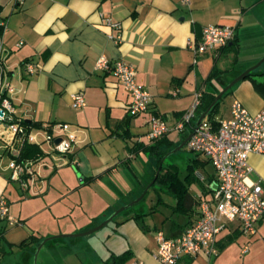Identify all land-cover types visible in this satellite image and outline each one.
I'll use <instances>...</instances> for the list:
<instances>
[{
  "label": "crops",
  "instance_id": "obj_1",
  "mask_svg": "<svg viewBox=\"0 0 264 264\" xmlns=\"http://www.w3.org/2000/svg\"><path fill=\"white\" fill-rule=\"evenodd\" d=\"M104 17L118 22L119 27L105 23ZM2 21L7 23L3 41L11 48L8 64L15 88L12 103L16 115L41 125L33 127L34 130L64 122L70 124L76 134V143L65 162L58 164L50 154V161H45L47 156H44L47 165L42 171L43 190L33 195L44 196L36 200L30 198L29 192H23L19 183L16 186V181L10 178L8 163L2 162L5 154L9 156L5 141L10 134L0 123V201H7L8 216L18 220V223L10 224L7 219L2 223L0 218V260L8 254L14 255V263L23 260L25 254L34 255L46 236L63 232L61 224L68 218L67 215L70 217L67 213L72 204L67 199L69 193L86 183L111 178L139 151H149L151 155L166 147L165 142L158 141L152 142L157 145L152 150L140 146V143H149L144 139L151 116L164 118L170 128L164 137L166 142H177L180 133L173 129L174 125L193 106L196 96L201 94V97L205 92L216 95L224 88L230 80L224 76L236 65L234 53L224 54L215 48L195 56L190 43L200 38L204 26H234L233 40L238 47L236 54L242 47L256 49L247 54L255 59L247 61L238 73L264 56V0H0V23ZM110 36H119V42ZM18 40L23 41L19 47L16 46ZM100 55H105L110 62L124 59L136 67V80L152 97L147 112L134 116L129 114L130 94L113 70L95 68ZM26 62L38 64L39 69L35 73L26 72ZM213 67L221 72L211 78ZM255 77L257 83H264V75ZM256 85L251 78L235 83L229 92L230 102L239 99L248 111L257 112L264 107V86ZM174 90H177L176 95L172 94ZM76 92L83 93L86 103L78 109L71 106V96ZM230 105L225 113H217L216 120L230 116ZM173 133H177V137L173 138ZM151 162L147 170L149 175L154 166H150ZM248 162L251 166L249 177L259 181L264 188V155L252 153ZM77 173L82 176V181ZM211 175H214L213 167L207 175L199 174L204 188H190L195 198L210 199L215 185L211 192H207L206 176ZM44 178L47 180L45 183ZM138 183L143 186L141 179ZM16 201V207L12 208L10 204H16ZM164 202L170 204L174 200L168 195ZM115 203L126 204L119 198H115ZM161 205L154 209L152 206L150 212L139 209L122 216L116 215L112 220L113 226L103 235L105 256L102 263L105 264L103 260L111 253L118 255L129 251L125 264L134 261L160 264L154 256L157 229L167 224L169 231L161 228L171 236L183 231V228L171 227L170 218L174 216L170 207ZM47 208L51 213L46 217L48 221L43 222H49L55 228L44 229L31 222L37 213ZM113 209L114 205H109L97 217V222L106 218ZM137 214L148 215L151 225L136 219L134 216ZM196 216L198 214H194L193 218ZM178 219L181 223L185 222L183 217ZM262 221L264 218L257 225ZM83 228L86 227L77 230ZM31 235L39 238V242L21 246ZM63 237L69 246L70 238L75 236ZM8 245L10 248L6 249ZM18 253L22 254L21 257ZM189 257L212 259L202 253L184 255L176 264H186ZM4 261L13 264L9 260ZM23 262L31 264L30 259Z\"/></svg>",
  "mask_w": 264,
  "mask_h": 264
},
{
  "label": "built area",
  "instance_id": "obj_2",
  "mask_svg": "<svg viewBox=\"0 0 264 264\" xmlns=\"http://www.w3.org/2000/svg\"><path fill=\"white\" fill-rule=\"evenodd\" d=\"M103 19L112 27H119V23L114 22L110 17ZM6 27V21H2L0 23V123L5 125L10 134L5 141V150L10 156L7 167L11 171V180L18 182L23 192L37 195L43 190L41 169L47 163L43 160L44 157L36 160L19 159V143L28 141L37 144L45 155L50 154L54 161L62 164L66 156L72 152L76 143V134L71 125L64 122H56L37 130L32 128L27 131L23 127V119L16 115L12 103L15 88L10 79L11 67L8 64L11 48L3 41V30ZM234 36L235 27L232 25L209 24L202 28L200 38L191 42L190 47L195 56H198L227 45ZM114 40L119 42V36ZM22 44L23 41L18 40L16 46ZM95 68L113 70L118 81L130 94L131 101L128 105L130 115H138L149 110L152 103L151 94L136 80L137 69L133 64L124 59L110 62L105 55H100ZM24 69L28 73H35L39 66L26 62ZM172 94L176 95L177 90ZM200 95L196 96L193 106L184 112L174 125V130L182 132L194 119ZM85 104L82 92L72 94V108L78 109ZM148 125L146 133L148 142L162 138L170 129L166 120L157 115L151 116ZM43 143L48 145V150L43 148ZM186 146L208 158L216 175V184L210 199L201 201L199 217L180 235L167 237L163 231H156L157 248L154 256L160 264H175L184 254L202 253L209 257L216 256L219 253L216 246L217 237L227 223L237 221L242 233L252 235L259 220L264 218V188L259 181L249 177L251 166L248 162V157L252 153L264 155V107L252 113L235 98L230 105V116L220 119L216 126L205 119L192 126ZM0 218L7 219L10 224L18 223L17 219L8 216V203L4 199L0 201ZM132 264H143V262L134 261Z\"/></svg>",
  "mask_w": 264,
  "mask_h": 264
},
{
  "label": "rangeland",
  "instance_id": "obj_3",
  "mask_svg": "<svg viewBox=\"0 0 264 264\" xmlns=\"http://www.w3.org/2000/svg\"><path fill=\"white\" fill-rule=\"evenodd\" d=\"M237 50L238 47H235L234 52H237ZM255 50L256 49L253 47H242L238 54L235 53L234 61L236 65H233V69L230 70L231 72L226 73L224 78L231 80L232 78L239 75L242 72L241 71L238 73L239 69L245 67V63L247 61L255 59L251 55H247L254 52ZM262 57L264 56L257 58V60H255L252 65L257 63ZM224 58L226 57H223V59ZM230 101V93L223 96L218 107V112L225 113L228 110L229 105L232 103ZM172 137H177V133H173ZM144 140L147 141L146 138ZM42 146L48 150L46 143H43ZM174 148H171L166 154H164L161 159L164 162L160 163V165H176L179 172V177L184 178L188 172V163L191 162V159L196 153L190 150L186 145H184L179 150L174 151ZM45 156H47L45 161H50V157L47 154ZM9 159L10 156L5 154L3 156L2 162L6 164L8 163ZM150 161H152L150 165L151 167L152 164H157L158 160L156 153L152 152L150 155L149 151H139L134 157L130 159L129 163H126L127 166L126 164L121 165L120 171L116 172V174L111 176V178L109 177L104 180H97L95 183H86L80 186L79 189L73 190L71 193H69V198H67L70 202H72V204H70L71 209L67 211V213L70 214V217L67 215L66 217L68 218L64 219V222H62L63 224H61L63 232H56L55 234L46 236L45 238H50L55 235H70L92 229L105 220L104 218L97 222V217L100 214H103V211L108 208L109 205H114L115 207L111 213L117 208L123 206L120 205V203H115V198H119L120 201H125L128 203L142 195L141 198L133 205L120 211L117 214L119 216L127 214L131 211H138L139 209L145 212L149 211V209H154L159 197V193L162 194L163 200L168 197V194L160 191V189L158 191L156 188H159L160 184L154 182V180H150V176L147 171ZM211 168V163L207 162L204 166L197 167L195 174L198 177H200L199 174L207 175V172H209ZM44 169L45 167H42L41 176L43 175L42 171ZM154 170L155 167L153 166V172ZM140 179L143 184L148 183L145 188L139 186L138 180ZM43 181L44 183L47 182L46 178H44ZM16 186L18 187V182H16ZM200 187L201 185L198 182L192 183L190 186V188L193 190L197 188L200 189ZM118 189H120L121 192H119ZM29 196H31L30 198L32 199L38 200L44 195L40 194L39 196H33L29 194ZM58 196H60V194H58ZM52 199L55 200L54 198ZM17 203L18 202L16 201V204L13 202L10 205L12 208H15ZM158 206L161 207L162 205L159 204ZM50 213L51 212L49 208L44 209L43 211L37 213V215L31 219V222L37 227L43 226L44 229L55 228V226H51L49 222H43L48 221L46 217H48ZM140 219L145 225L151 223L149 221L148 215H142ZM56 221L58 222L61 220ZM1 222L4 223L6 220L1 219ZM76 222L78 223L77 225ZM237 224V221L229 222L227 223L229 228L227 227L228 229L221 231L216 243L217 249L219 251L217 256L212 257V259H209V261L205 258L202 259L201 257H196L192 259L190 264H264V221L259 224L260 227L256 225V231L252 235H246L242 233L241 230L238 229ZM111 226H113V221H110L107 225L90 234L70 238L71 244L69 246L64 241L65 237L48 239L46 243H44L43 248L40 249L36 255L34 254L31 256L29 254H25L24 259L22 258L23 260H19L18 263H14V255L8 254V256L2 257L0 264H4V260H9L10 263L13 264H23L27 263L23 262L26 259H30L31 264H96L97 261L98 264H103L102 257L105 256V249L102 244L104 237L103 235L105 232H107V230L110 229ZM82 227L86 228H83L81 231L77 230V228ZM162 227L165 232L169 231V225L165 224ZM152 233H154V230H152ZM2 242L3 241L1 240V243ZM9 248V245L8 247L6 246V249ZM21 255V253H18V257H21Z\"/></svg>",
  "mask_w": 264,
  "mask_h": 264
},
{
  "label": "trees",
  "instance_id": "obj_4",
  "mask_svg": "<svg viewBox=\"0 0 264 264\" xmlns=\"http://www.w3.org/2000/svg\"><path fill=\"white\" fill-rule=\"evenodd\" d=\"M235 45H236L235 41L232 40L231 45L227 44L223 47H220L219 50L221 51V53H224V54H228V53H234L235 54L236 53V52H234V49L236 47ZM233 60H235V57ZM220 72H221V70H219L216 67L215 68L213 67V70L211 71L210 77L211 78L215 77ZM257 75H264V63H262L259 67H257L253 71H251L246 76V78H251L257 84L256 86H260V85L264 86V83H262V82L258 81V83H257V80L255 79L256 78L255 76H257ZM230 91H231V88L229 90H227L223 94V96L227 95ZM215 96L216 95H214V94H210V93L205 92L200 97L199 104L196 107V115H195L194 119L191 120L190 124L188 126H186V128L182 132H179L180 137H179L177 142H175V141L166 142V139L164 138L165 136H163L162 138H160L158 140H155L158 142H165L166 147L163 150L154 151L157 154V160L158 161H157V164L154 165V167H155L154 172L152 171V173L149 175L150 180H154V182L159 183L160 184L159 188H156V189L158 191L160 189V191L167 193L171 198H173L174 203L169 204V203L164 202L162 194L159 193L158 200H157L154 207L155 208L158 207L159 204H167L170 207L171 215L174 216V218H172L171 215L169 216V218L171 217L170 222H171L172 228H176V226H177L179 228H183L182 230L184 231L190 224H192L199 217L200 210L199 211L197 210V206H199L201 201H203V200H200L199 198H195V196L193 195V193L190 190V186L192 183L198 182L201 185L202 189L204 188L203 179H201L200 177H198L195 174V170L199 166H204L205 163L209 162V160L202 153L195 152L196 153L195 156L191 159V162L188 163V166H187L188 172L186 173L184 178H181V177H179V172L177 170L176 165H172V164H168L166 166H164L163 164L160 165V163L164 162L161 159L164 156V154H166L171 148L176 147L190 133L191 127L196 124L197 118L203 112H205V110H207V108L209 107V105L211 104V102L213 101ZM222 97L213 105V107L208 112V115L204 118L205 120L209 121L213 126H216L218 124V121H219V120H216L215 117L218 113V107L220 105V101H221ZM22 125L27 131L32 129L33 127H40L41 126L39 123L28 122L26 120H22ZM17 144L18 143H16V145ZM19 146H20L19 159H21V160H24V159L36 160L38 158H42L45 156V153L40 148V146H38L37 144L30 143L28 141H23L21 144L19 143ZM140 146L143 149L152 150L157 145H154V144H152V142H149L148 144L140 143ZM157 170L159 171V173L156 175ZM206 178L208 180L207 192H211V188H213V186L216 184L215 172H214V175L206 176ZM147 184L148 183L143 184L142 187L145 188ZM151 186H152V184H151ZM204 200H207V199H204ZM125 203H127V202H125ZM194 214H198V216L193 218ZM142 215H145V214H137L134 217L136 219H138V218H141ZM179 217H183L185 219V222L181 223L180 221H178ZM138 222H139L140 226L143 228V225L140 223V221H138ZM161 227H159V229L156 228L157 231L158 230L163 231ZM165 235L167 237L178 236V235H172L171 236V235H167V234H165ZM38 242H39V238H37L34 235H31L27 240H24L21 243V246H29V245L31 246L33 244H37ZM184 255H187V254H184ZM184 255L180 256L176 263H178L182 259L181 257H183ZM129 256H130L129 251H126V252H124L122 254H118V255L111 253L103 261L105 264H125V262L129 258ZM188 256H195V255H188ZM212 257H215V256H210V258H212ZM191 261H192V258L189 257L187 259L186 264H189Z\"/></svg>",
  "mask_w": 264,
  "mask_h": 264
},
{
  "label": "water",
  "instance_id": "obj_5",
  "mask_svg": "<svg viewBox=\"0 0 264 264\" xmlns=\"http://www.w3.org/2000/svg\"><path fill=\"white\" fill-rule=\"evenodd\" d=\"M228 45H231V42L228 43ZM262 63H264V57H262L256 64L248 67L247 69H245L244 71H242L239 75H237L236 77L232 78L229 82H227L224 86V88L221 89L220 92H218L215 96V98L213 99V101L211 102V104L209 105V107L207 108V110H205V112H203L196 120V124H198L199 122H201L207 115H208V112L210 111V109L213 107V105L223 96V94L229 90L235 83L239 82L240 80L246 78V76L251 72L253 71L254 69H256L257 67H259ZM190 137V133L183 139V141L178 144V146H176L174 148V151L175 150H179L181 149L184 145H186V142L187 140L189 139ZM59 139L56 140V142H58ZM159 172V171H157ZM77 175L79 176L80 178V181L83 180L82 176L77 173ZM142 195L138 196L137 198H135L134 200L124 204L123 206L117 208L116 210H114V212H112L108 217L105 218V220L103 222H101L100 224H98L97 226L93 227L92 229L90 230H87V231H82V232H79V233H75V234H70L71 236H83V235H87V234H90L100 228H102L103 226L107 225L110 221H112L114 219V217L122 210L126 209L127 207L133 205L135 202H137L140 198H141ZM65 235H55V236H52L50 238H45L43 239L40 244L38 245L37 249H36V252L34 253L36 255L38 249L40 248V246H42L48 239H54V238H59V237H63Z\"/></svg>",
  "mask_w": 264,
  "mask_h": 264
},
{
  "label": "flooded vegetation",
  "instance_id": "obj_6",
  "mask_svg": "<svg viewBox=\"0 0 264 264\" xmlns=\"http://www.w3.org/2000/svg\"><path fill=\"white\" fill-rule=\"evenodd\" d=\"M159 172H156V175L158 174Z\"/></svg>",
  "mask_w": 264,
  "mask_h": 264
}]
</instances>
